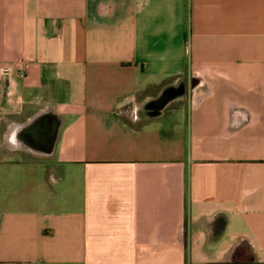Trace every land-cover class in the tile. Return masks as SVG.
I'll use <instances>...</instances> for the list:
<instances>
[{
  "label": "crops",
  "instance_id": "obj_1",
  "mask_svg": "<svg viewBox=\"0 0 264 264\" xmlns=\"http://www.w3.org/2000/svg\"><path fill=\"white\" fill-rule=\"evenodd\" d=\"M0 264H264V0H0Z\"/></svg>",
  "mask_w": 264,
  "mask_h": 264
},
{
  "label": "water",
  "instance_id": "obj_2",
  "mask_svg": "<svg viewBox=\"0 0 264 264\" xmlns=\"http://www.w3.org/2000/svg\"><path fill=\"white\" fill-rule=\"evenodd\" d=\"M57 127H59V126H57ZM57 127L55 128V130L54 131H52V136H51V144L53 145V143H54V141H55V138H56V136H57ZM52 145L48 148V152H43V153H47V154H49L50 152H51V149H52Z\"/></svg>",
  "mask_w": 264,
  "mask_h": 264
}]
</instances>
